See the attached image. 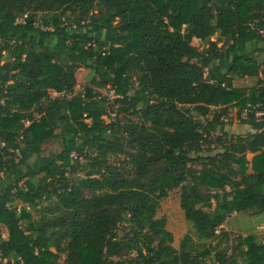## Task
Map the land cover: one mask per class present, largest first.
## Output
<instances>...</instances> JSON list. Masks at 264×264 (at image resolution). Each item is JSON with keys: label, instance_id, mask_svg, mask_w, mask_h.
Masks as SVG:
<instances>
[{"label": "trees", "instance_id": "trees-1", "mask_svg": "<svg viewBox=\"0 0 264 264\" xmlns=\"http://www.w3.org/2000/svg\"><path fill=\"white\" fill-rule=\"evenodd\" d=\"M263 71L264 0H0V264H264L223 229L264 215ZM101 91L135 120L106 123ZM177 189L197 240L175 249Z\"/></svg>", "mask_w": 264, "mask_h": 264}, {"label": "rangeland", "instance_id": "rangeland-1", "mask_svg": "<svg viewBox=\"0 0 264 264\" xmlns=\"http://www.w3.org/2000/svg\"><path fill=\"white\" fill-rule=\"evenodd\" d=\"M216 36H212V40H215ZM192 46L201 50L204 47V44L198 40L192 41ZM89 70L87 69H80L75 74L76 79V87L75 92L83 91L84 87L89 84ZM258 79H264V71L259 74ZM257 78L253 79H241L235 80L234 86L240 90H246L249 87H253L257 80ZM103 96H110V93L107 91H101ZM114 98H110L111 106L108 108V115L105 117L106 123L111 121L114 117H116L118 110L120 107L113 102ZM245 113L241 114V118H244ZM259 119L260 115L257 114ZM126 118L133 119L135 118L127 112H123L120 115H117V119L124 120ZM225 131L229 135H246L248 134L247 129H250L248 126H244L239 123V120L236 116V109L230 108L227 114L224 117ZM215 135H219L217 132ZM61 150V146L59 142H52L42 146V154L47 155L48 153H59ZM248 158H251V155L248 154ZM111 162L118 163L117 159H111ZM158 164L149 171L146 175L148 181L152 178V171L156 168ZM95 175H97V171H95ZM88 195V193H85ZM179 196L180 190L177 189L170 193V195L166 198L161 200L159 209L156 213V218L164 219L166 221V229L171 232L173 236V244L172 246L175 249H178L180 245V241L186 236L189 235L193 240L196 239V235L194 230L191 228L189 223L185 220L183 212L179 207ZM17 206H20L21 203L15 201ZM39 218L38 212L36 210H30L27 218L29 221H34ZM223 229L227 231L231 238L237 236H247L253 235L259 237L260 240L264 241V215H256V216H242V215H233L230 216L224 226ZM214 264V263H212Z\"/></svg>", "mask_w": 264, "mask_h": 264}, {"label": "built area", "instance_id": "built-area-1", "mask_svg": "<svg viewBox=\"0 0 264 264\" xmlns=\"http://www.w3.org/2000/svg\"><path fill=\"white\" fill-rule=\"evenodd\" d=\"M107 92H109L110 93V96L108 97V96H105L108 100H109V102H110V98H117V96L116 95H114V93H113V91H107ZM49 95L51 96V97H56L57 96V94H55V93H53V92H49ZM258 115H262L261 113H259ZM263 132H264V130H263Z\"/></svg>", "mask_w": 264, "mask_h": 264}, {"label": "crops", "instance_id": "crops-1", "mask_svg": "<svg viewBox=\"0 0 264 264\" xmlns=\"http://www.w3.org/2000/svg\"><path fill=\"white\" fill-rule=\"evenodd\" d=\"M247 132H248V134H249V133H252V131H251L250 129H247ZM232 216H233V215H232Z\"/></svg>", "mask_w": 264, "mask_h": 264}]
</instances>
